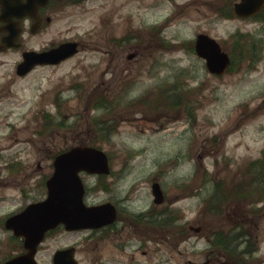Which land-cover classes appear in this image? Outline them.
<instances>
[{"label":"rangeland","instance_id":"1","mask_svg":"<svg viewBox=\"0 0 264 264\" xmlns=\"http://www.w3.org/2000/svg\"><path fill=\"white\" fill-rule=\"evenodd\" d=\"M177 3L186 6L180 10L169 0H126L110 31L103 28L102 8L54 15L44 34H24V49H42L65 39H79L84 48L57 66L38 67L26 76L15 72L21 50H0V152L30 167L41 162L49 177L53 158L62 149L100 146L111 156L113 176L119 181L104 191L93 189L95 176L89 182L85 178L90 198L117 203L124 199L132 210L152 205V183H161L171 227L154 225L148 234L143 226L127 229L130 244L121 252L105 245V264H115L114 256L121 264L123 259L125 264H264V180L250 193L244 188L218 208L210 206L216 182L230 188L233 177L239 182L258 174V166L252 176L246 171L264 151V19L221 16L217 9L225 5L223 0ZM155 26L162 27L158 38L150 33ZM135 30L141 37L126 43L121 62L102 53L108 33L118 38ZM201 30L230 53L232 35L248 33L245 44L257 41L260 51H250L258 56L238 61L222 75L212 74L203 59L184 47ZM136 49L138 55L129 60L127 54ZM169 85L184 89L182 94L163 95L161 101L174 106L154 98L157 88L159 93ZM150 92L154 96L148 100ZM99 97L107 101L106 108H95ZM95 118L104 121L103 126ZM9 188L0 190L6 195L1 204L10 203ZM240 229L247 230L246 235L228 250L213 244L219 232L230 238ZM71 234L55 239L65 244ZM144 237L149 242L140 249L148 250L147 255L139 249ZM246 238L251 253H243ZM48 252H43L45 264ZM89 255L80 253L82 264L90 261Z\"/></svg>","mask_w":264,"mask_h":264},{"label":"flooded vegetation","instance_id":"2","mask_svg":"<svg viewBox=\"0 0 264 264\" xmlns=\"http://www.w3.org/2000/svg\"><path fill=\"white\" fill-rule=\"evenodd\" d=\"M0 0V33L3 35L10 26L17 22L21 27L22 32H29L32 35H42L46 32L48 27L54 22L53 16L60 13H69V11L76 9L85 14L86 12H94L96 8L103 9V26L109 29L114 28L112 21L116 14L120 15L125 9L126 0ZM172 1L175 7L180 10L186 4L179 5L177 0ZM202 1V0H201ZM231 11L233 12L234 5L240 0H230ZM189 4V3H188ZM179 5V6H178ZM154 7H157L153 4ZM20 15L21 18H17ZM235 15V14H234ZM235 17H237L235 15ZM245 20V19H244ZM136 29V28H135ZM34 32V33H33ZM202 33V30L200 31ZM141 33L137 30L128 35H121L118 38L108 33L106 41L108 47L102 52L111 57V61L121 62L122 53L126 52L127 41L131 39H139ZM113 40V43L111 42ZM80 49L83 48L84 43L78 41ZM138 44V43H137ZM140 45V44H138ZM139 50H134L133 53H128V59L137 56ZM202 60V58H200ZM40 66H37V68ZM110 66L108 65L107 68ZM114 72V70H113ZM0 152V190H7L11 187V193L7 199L9 204H1L6 200V195L0 193V264H11V262L18 256L28 255V260L18 262V264H32V256L35 264H45L43 260V252L49 250V264L54 263L55 252L59 249H71L72 256L76 264H82L79 257L80 253L90 254L88 258L90 263L87 264H105L107 254L105 253V245L111 246L115 251H124L130 243H127L131 236L126 232L127 229L134 227L138 231L139 226H143L146 234L154 225L159 228L166 226L171 227L169 213L171 209L169 206L156 204L141 208L140 210H132L134 207L126 203L122 199L120 203L115 200L107 199L116 206V217L114 220L100 228L82 229V230H68L65 225H58L56 228L49 230L44 238L38 242L34 251L27 243V237L19 234L17 231L23 225L19 215L25 212L32 204L43 202L47 197V174L45 167L41 162H37V166L30 167L23 160H18L16 157H7ZM86 180H90L91 175H84ZM97 179V184L103 185L104 190H111L112 184H116L113 176V171L109 175H94ZM109 190V191H110ZM166 196V195H165ZM90 202H95L90 200ZM105 202V201H101ZM99 202V203H101ZM158 205H161L160 207ZM139 210V211H138ZM145 223V224H143ZM27 227V226H26ZM145 227V229H144ZM141 229V228H140ZM74 233L68 243L61 244V239H55L57 235H67ZM153 239V237H149ZM141 241L139 249L148 244V239ZM51 240V241H50ZM50 241V242H49ZM58 241V244H54ZM132 250L138 248L130 247ZM156 248L155 250H157ZM97 253L94 255V251ZM143 255H147L148 250L140 249ZM139 250V252H140ZM33 253V254H32ZM32 255V256H31ZM123 258V257H122ZM115 264H121V258L114 256ZM123 264L125 260L123 259Z\"/></svg>","mask_w":264,"mask_h":264},{"label":"water","instance_id":"3","mask_svg":"<svg viewBox=\"0 0 264 264\" xmlns=\"http://www.w3.org/2000/svg\"><path fill=\"white\" fill-rule=\"evenodd\" d=\"M6 2V0L4 1ZM264 0H242L235 5V11L241 16H250L259 12ZM20 16V15H18ZM19 31L11 29L4 37L1 49L18 47L16 42ZM78 43L63 42L44 51H26L24 60L18 66V73H27L34 65L55 64L74 55L78 51ZM196 52L206 60L207 68L215 74H222L231 63L229 54L223 50L216 39L202 33L197 36ZM110 165L107 153L95 146L77 145L58 154L54 160V172L47 180L48 195L41 203L33 204L20 217L23 225L17 231L27 237L28 246L34 251L44 233L59 224L67 229L99 227L115 218V207L111 203L87 206L84 202L85 188L80 172L108 173ZM156 202L164 199L159 183L153 185ZM27 226V227H26ZM33 254V253H32ZM32 256V255H31ZM28 255L19 257L11 264L27 261ZM32 264H35L32 256ZM54 264H76L71 249L58 250Z\"/></svg>","mask_w":264,"mask_h":264},{"label":"trees","instance_id":"4","mask_svg":"<svg viewBox=\"0 0 264 264\" xmlns=\"http://www.w3.org/2000/svg\"><path fill=\"white\" fill-rule=\"evenodd\" d=\"M224 15H226V14H224ZM226 16H229V15H226ZM248 37H249V34H245V33H241V32L239 33V36L237 38L238 40H237V43H236L237 46L235 45L236 46L235 49L233 48V65L230 68V70L236 64H238V61H241V60L243 61L245 59L254 60V58L256 56H258V55H256V52H255L256 56L252 54L253 51H260L258 49V42L256 41V44H254L252 42L251 46H247L245 44V41H246V39H248ZM191 49H192V47H191ZM250 49L253 50V51H250ZM177 88H179V90H177ZM163 90H165V92H163ZM170 90H172L173 93H175V91H179L180 94H182V92L184 91L183 87L179 86V85L163 86V87H161L159 93H158V88H157L156 93H155V100L159 101V102H162V103H165V104L170 105V106H174V104L171 103V102L167 103V102L161 101L163 95L167 96V93ZM147 97L149 99L150 96L146 95V98ZM152 97L153 96H151L150 99ZM143 102H144V100H143ZM48 120H49V118H48ZM95 123L99 124V126L100 125L103 126L102 124L104 123V121H101L100 119L98 120L97 118H95ZM58 124L62 125V123H60V122H58ZM107 127H108V129L111 128L109 125H107ZM256 166H258V174L254 176L255 178L254 177L253 178L252 177H245V180L242 179V180H240L238 182V180L235 179L236 177H233L232 180L234 182V186H232L230 188L226 187L225 185H223L222 181L216 182L214 187H213L212 196L210 198V206L211 207L214 206L215 208H218L219 204L221 202H224L225 200H227V199H229L231 197H237L242 192V189H244V188L249 189V193L253 189L255 190L257 188V186H258V183L260 182V179L264 180V151H263L262 158H260V159L256 160L255 162H253L251 167H249L246 172L249 173L252 176L254 174V172H255V167ZM246 231L247 230H245V229H240L239 231H237L236 235H237L238 240L241 237L246 235ZM219 235L221 237L222 233H220ZM218 241H220V243L218 245L227 246V247L230 246V239L229 238L227 239L226 237H223V238L221 237L220 239H218ZM245 243L246 244L244 245V247H246V248L243 250V253H251L252 250H253L252 243H250V241L248 239H247V241H245ZM239 254H241V251H238V255Z\"/></svg>","mask_w":264,"mask_h":264}]
</instances>
